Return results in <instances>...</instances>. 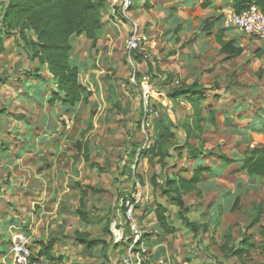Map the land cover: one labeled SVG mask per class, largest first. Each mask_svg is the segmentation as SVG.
<instances>
[{
    "label": "rangeland",
    "instance_id": "1",
    "mask_svg": "<svg viewBox=\"0 0 264 264\" xmlns=\"http://www.w3.org/2000/svg\"><path fill=\"white\" fill-rule=\"evenodd\" d=\"M2 8L0 2V13ZM17 37L16 35L9 37L4 42V52L0 53V140L7 136L11 139L14 136L19 137L30 133L32 135L36 133L38 136L43 134L48 139L51 138L47 152L54 150L55 147L60 151L53 157L51 156V160H47L48 163L45 162L50 172H45L44 175L42 172L36 178L31 168L35 158L33 156L31 159L32 153H24L21 158L23 161H21L14 158L11 160L9 156L4 157L1 155L3 152H0L1 230V224L5 220L12 222L15 219V213H18L19 219L24 224L14 226L17 228L22 226L24 234L16 236L14 241L24 237L34 258H38L39 242H51V244L54 242L52 254L54 260L39 259L40 264H57L60 261H66L68 264H121V257L132 245L131 233L125 226L126 217L118 211L117 206L124 195L122 190L132 188L127 195L134 196L133 199L137 204L142 205L141 200L145 199L146 191L142 180L136 178L137 172L145 171L144 174L151 179L152 176H159L163 172L168 173L173 168H165L155 161L150 164L143 158L137 161L136 167L133 166L130 173L127 171L135 158L137 159L138 150L133 151L132 146L141 145L144 141V138L141 139L140 121L148 116L144 111L146 106L148 110H158L159 114L165 118V124L172 129L173 116L167 113L168 107L163 101L152 104L151 100H148L147 105H144L145 100L139 87L142 75L137 72L136 67L129 66L121 68L124 81L120 78L122 86L115 83L117 87L113 92L117 100L112 104L119 106V110L118 108H112V110L116 109L118 122L117 119L104 122V124L102 121H97L93 126L92 122L86 120L87 118L76 121L74 118L68 119L67 114H64L66 117H62V115L58 116L49 112L50 115H47L45 120L47 125L39 124L37 116H42L50 108L39 109L40 107L33 106L25 97L18 99V95L24 96L29 89L26 73L35 70L36 65L28 60L21 42L16 41ZM126 39L127 36L122 53L130 57L135 56V54L127 53ZM148 73L152 75L151 71ZM145 76L150 81V88L156 87L157 83H151L153 77L147 74ZM157 78L159 80V77ZM114 81L109 80L110 83ZM193 81H197V84L207 93L206 96L209 97L207 103L213 102L216 92L224 98L219 101L215 100L218 101L217 108L226 104L225 108L228 109L234 103L243 100L246 105L243 111L245 120L250 122L253 119L256 120L257 116L264 117V100H262L264 95L261 90L258 93L256 91L249 93L247 89L249 83L246 79H242L244 84L242 87L236 86V84H241L237 81V77L229 75L228 78L218 80H208L201 76ZM193 81H191L192 84ZM31 82L35 83V80ZM180 82L191 85L186 79ZM44 86L49 87V84L44 83ZM150 88L148 91L151 92ZM171 104L172 114L175 115L176 112L182 111L180 108L175 109L176 104L173 100ZM122 106L125 108L123 114L120 112ZM118 112H120L119 115ZM89 117L95 119L94 115ZM237 121L233 123V128L222 123L218 126H210L208 130L203 128L201 138L204 140L203 153L206 154L204 160L208 157V152L214 154V158L207 159L205 165L215 164L220 154L234 161L235 158L239 159V156L244 157L245 152L256 146L254 143L258 144L256 141L251 142L249 133L246 132L240 137L239 133L234 132L237 126L242 128L245 124L244 121L241 127ZM132 123L134 125L130 126ZM178 126L181 127V123ZM194 127L195 119L191 125V128ZM175 131L178 132L179 137L177 138L180 141L173 142L182 144L183 130L175 128ZM15 140H10L12 146L19 145L20 142ZM76 142L84 145L83 150L85 154H88V162L83 156L77 155L74 150ZM190 142L195 144L194 139ZM10 149L14 151L16 147ZM45 149L41 147L40 154L44 153ZM171 154L174 156L172 152ZM40 162L42 166L44 162ZM171 164H175L174 166L181 170L189 167L191 161L182 159V162H179L173 157L167 162V165ZM72 168L77 170V176H73ZM234 168V165L230 166L220 178L215 180H209L206 177L198 189L184 197L189 213L186 217L191 222L205 225L206 232L199 231L197 235H193L189 229L180 225L176 217L177 208L169 205V220L179 228L173 237H167L166 242L163 243L170 258L179 255L184 262L188 263H206L207 258H212L215 264H264V255L258 247L261 241L258 226L264 227V178L235 173ZM158 180L161 183L160 179ZM42 185L44 186L41 190ZM90 187L95 191H89L84 200L88 221L81 222L73 213L78 207L81 191L88 190ZM65 189L70 191L65 194ZM20 192L21 195H18ZM235 198L240 200L239 208L231 213L230 208ZM22 206L24 209L21 208ZM25 206H28V212ZM257 212L261 216L259 223L250 228L249 224ZM141 214L139 210H133L131 216L134 224L148 240L154 239V233L148 226L149 219L141 226L140 219L143 218ZM30 231L33 235L26 237L25 234ZM78 233L88 240L97 241L98 244L91 249H86L75 241ZM37 235H41L43 241H39L40 237ZM248 236L251 237L254 248L239 261L233 256L232 251L238 248L243 239ZM12 242L11 240L8 242L7 250ZM225 244L227 250L221 252L220 247ZM148 252L152 257L149 250ZM6 256L9 257L8 252ZM6 263H10L9 259Z\"/></svg>",
    "mask_w": 264,
    "mask_h": 264
},
{
    "label": "crops",
    "instance_id": "2",
    "mask_svg": "<svg viewBox=\"0 0 264 264\" xmlns=\"http://www.w3.org/2000/svg\"><path fill=\"white\" fill-rule=\"evenodd\" d=\"M232 7L233 5L230 0H134V5L128 13V19L126 22L121 26H114L111 22V19L109 18V9L105 5L102 13L103 28L95 46L91 48V42L84 36L73 37L71 39V45L73 48L70 57L71 62L79 70L80 84L84 86L86 91L91 94V96L87 99V103H80L74 109L69 110L68 113H66L67 108H64L60 104H57L53 107L49 106L47 102L51 93L49 92L48 87L44 86V81L45 83L50 84V77L47 74L46 69H43L40 73L43 78L42 80L44 81L39 80L35 81V83H32L31 80L28 79L29 89L26 93H24V96L18 95V99L25 97V99H28L30 104L35 107H40L39 109H44L46 107L50 108V110L46 111L44 114H42V116H37L39 124H42L43 126L47 125L45 120L47 119V115H50L49 112L58 116L62 115V117H66L65 115L67 114L68 119L74 118L76 121L87 118L86 120L92 122L93 126L97 121H102L104 124V122L117 119L116 121L118 122L119 118L116 115V109L112 110V108H118L119 110V106H112L110 109V106L104 101L106 87L111 84L113 88L111 92V101L115 102L117 100L113 95L114 89L117 87L115 86V83H118L119 86L121 85L120 78L122 81H124L121 68L129 66H132L133 68L136 67L137 72L142 75L141 82L139 83L140 89L141 86L147 85V91L145 92L146 98H143L145 100L144 105H147L146 101L148 100H151L152 104L162 103L163 101L168 107L167 113L170 114L171 117L173 116L171 120L173 125L172 129L165 124V118L159 114L158 110H148V107L146 106L144 111L146 116H148L144 117L143 120L140 121V127L142 128V130H140L141 139L146 137L151 142H153L154 139H158V137L162 135L163 132L161 126H164L168 127L170 132L173 133L174 142H179L180 140L177 138L179 137V134L175 131V128L183 130L182 127L180 128L178 126L180 123H185L191 127L195 118H193V110L191 106L183 100L173 101L176 104L174 105L175 109L180 108L182 111L176 112L175 115L172 114V104L171 100L167 98V93L170 89V86L173 85L175 81L180 82V80L186 79L187 82L191 83V81L200 78L201 76L208 80H218L228 78L229 75L232 77H237V81L241 83L236 84L237 87H242L244 85L242 79H246L249 83V88H247L249 89V93L253 91L258 93L261 90V93L264 95V42L247 37L238 29L225 24L226 17L233 13ZM133 24L136 26L138 35L145 38V41L142 45V52L140 54H135V56H139L141 58L139 63L134 61V56L130 57L122 53L124 51V40ZM218 34H222L223 41L231 42L232 47L241 49L242 53L239 56L234 57H228L227 55L221 53L220 45L216 41V36ZM149 64L151 69L148 67ZM150 71L152 75L148 73ZM145 74H147L149 77H153V82L151 83H157L156 87L150 88V81L148 77L145 76ZM157 77H159V80ZM177 78L179 79L177 80ZM110 79H113V81L115 79V81L110 83ZM168 79L172 81H167ZM195 82L197 81H193V83ZM170 83L172 84L170 85ZM51 85L52 84H50V87ZM51 88L54 90L53 85ZM149 88L151 92L148 91ZM141 92L143 97L144 94L142 89ZM206 94L207 93H205V100L201 103V117L203 120L200 123V126L202 131L200 133L194 132L196 135L200 136V138L204 131L203 128L208 130L210 126H218V124L221 123L233 128L232 125L235 120H238L237 122L239 125H241V127L244 121L245 124L242 128L237 126L236 129H234V132L239 133L240 137L246 132L249 133L252 143L254 142L251 135L252 131L255 130L258 132H263L264 134L263 116H257L256 120L253 119L250 122H248L249 120L244 119L243 111L246 109L244 108L246 105H244L243 100L234 103L232 107H229L228 109L225 108L226 104L225 106H220L217 108L216 105L218 104V101L224 98L215 92L216 96H214L213 102L207 103L206 101L209 97H207ZM262 100H264V97ZM122 107L123 108L120 112L123 114L125 108L124 106ZM120 112H118V115ZM90 115H94L95 119H91V117H89ZM211 117L213 119H211ZM133 125V123L130 124V126ZM183 133L185 140L186 133L184 130ZM11 139H16L15 141H19L22 144L19 143V145L12 146L10 142ZM11 139L9 136H7L6 138L0 140V152H3L1 155L4 157L6 156L7 158L9 156L11 160H21L24 153H32L31 159L33 156H35V158L33 160V165L31 162L30 164L32 166V171H34L35 178L37 175H41L42 172V175H44L45 172H50V168L47 165V160L50 161L51 156L53 157L60 151V149L58 150V148L55 147L54 150L47 152L48 146H50L51 138L48 139V137L43 134L38 136L36 133L34 135L30 133L26 135H20L19 137L14 136V138L12 137ZM192 139L194 138H190L189 142ZM254 144L258 146L256 143ZM15 147L16 149L14 151H10V148ZM41 147H45L46 149L44 153L40 154ZM171 152L172 149L170 150V157L166 158L164 161L166 165L170 158H176V155L173 153V156ZM239 157V159L235 158L234 163L230 165H234L235 173H242L240 172V168L242 166L243 157ZM141 159L143 158H140V160ZM144 159L150 164L156 161L152 158ZM40 161L44 162L42 166H40ZM46 161L47 163H45ZM176 161H178L177 158ZM205 161H207L206 158L204 160L203 166H207L205 165ZM179 162H182V160ZM193 163L194 162L191 161V165L186 167L189 170L187 173H180L181 177L187 180L191 177L190 170ZM174 165L175 164L166 166L168 168L173 167L168 172V174L173 175L180 170H178ZM219 165L220 162H218L217 157L215 164L208 166L215 169ZM132 167L133 166H131V169ZM227 168H225V170L218 177L208 179L215 180L220 178ZM40 169H42V171H40ZM72 171H74L73 176L78 175V172L75 170V168H72ZM144 172L145 171H140L136 174V178H139L140 181L142 180L144 189L146 191L145 199L141 200L142 205L136 203L137 206H141L142 208L136 210H139L142 213L141 215L143 218L140 219L141 226L145 223V221H147V219H149L148 226H150L154 233V239L150 240L147 247L152 255V260L154 262L164 260L167 262V264H215L212 258H207L206 263H188L186 261L184 262L179 255L171 258L169 257L168 251L166 247L163 246V243L166 242L167 237H173L179 228L177 225L175 226L172 223V225L177 228V231L171 236L162 235L161 231L158 229L152 212L154 204L159 203L167 209L170 207V204L166 201L165 197L160 194L159 190H154L150 183L151 179H148ZM43 186L44 185L40 187L41 190ZM69 191V189H65L64 193L67 194ZM130 191H132V188H130V190L128 188L122 190L124 195L122 198H120V203L117 204L118 211L122 212L121 207L122 203L125 202L124 198L130 196L134 197L132 195H127L130 193ZM18 195H21V192L18 193ZM25 207L26 211L28 212V206ZM21 208L24 209V206ZM145 209L147 210L145 211ZM73 215L75 214L73 213ZM16 224H24V222L19 219L18 213H15V219L12 222L5 220L1 224L0 264L6 263L8 259L6 256L8 252L7 247L9 246L8 242L10 240L12 242L16 236L24 234L22 232V230H24L22 229V226L17 228L14 226ZM28 235L31 236L33 234H31L30 231V233L25 234L26 237H28ZM37 236L40 237L41 235ZM59 237L60 234L58 235V238ZM39 239V241H43L42 237ZM5 241H7L6 244H4ZM53 244L54 242L51 244V255L53 254Z\"/></svg>",
    "mask_w": 264,
    "mask_h": 264
},
{
    "label": "trees",
    "instance_id": "3",
    "mask_svg": "<svg viewBox=\"0 0 264 264\" xmlns=\"http://www.w3.org/2000/svg\"><path fill=\"white\" fill-rule=\"evenodd\" d=\"M232 2L233 14H240L250 5L256 6L264 15V0H230ZM2 3V11L0 13V53L4 52V42L11 36H18L16 41H20L23 50L29 61L35 63L36 69L26 73L29 80H42L41 72L46 69L50 77L49 92L51 93L47 104L51 107L60 104L69 110L74 109L80 103L86 104L91 94L86 91L84 86L79 82V70L71 62L73 37L84 36L91 42L90 47L93 48L101 34L103 23L102 13L105 5L102 0H0ZM207 27V24H206ZM205 28V27H204ZM216 41L220 45V52L228 57L239 56L242 50L232 47L231 42L222 40V34L216 36ZM134 61L139 63L141 58L134 56ZM22 81V80H21ZM44 81V80H42ZM167 81H172L168 79ZM45 83V81H44ZM47 84V83H46ZM172 83H170L171 85ZM108 87V88H107ZM106 87L104 101L111 107H118L112 104V86ZM169 100H183L189 104L193 110V118H195V127L191 128L185 123H181L182 129L186 133V138L181 144L174 143V135L168 127L161 126L162 135L158 139H154L150 143L148 149H142V145L132 146V150H138L137 159L131 166L136 167L140 158H152L160 166L166 167L165 159L170 157V150L176 155L178 161L182 159L193 161L191 166V177L187 180L180 176V173H187L189 170L184 167L176 174L161 173L159 176H152L150 183L154 190H159L160 194L165 197L166 201L177 208L176 217L180 225L189 229L193 235H197L199 231L206 232L205 225H199L191 222L186 216L188 208L185 206L184 197L195 191L200 183L207 178L218 177L228 166L234 163L227 156L220 154L218 162L220 165L213 169L209 166H203L204 163V141L194 132H201L200 123L201 103L205 100V92L197 82L191 85H185L178 82L177 85H171L167 93ZM213 114V113H212ZM70 118V117H69ZM211 119H213L211 117ZM173 126V125H172ZM180 127V128H181ZM252 138L258 146L245 152L242 159L240 172L245 173L248 177L264 178V134L263 132L252 131ZM190 138L195 139V144L189 142ZM137 148V149H136ZM85 147L81 142H76L74 150L77 155L84 157L86 162L89 161L88 154H85ZM206 159H212L214 154L207 153ZM129 173L131 167L127 169ZM161 183L159 182V180ZM89 191H95L94 188H88L80 193L78 207L74 214L81 222H87L84 200L88 196ZM125 199V198H124ZM133 202V200L131 199ZM240 204L239 198H235L230 208V212L234 213L238 210ZM142 208L135 204V210ZM122 214L125 217L127 208L122 203ZM147 209H145L146 211ZM158 229L164 236H171L177 228L172 225L169 220L168 209L159 203L154 204L152 209ZM260 213L257 212L251 220L249 227L257 226L260 219ZM127 230L129 223L126 221ZM260 234L259 250L264 255V227L258 226ZM145 246L148 247L150 240L146 236H142ZM75 241L79 245H83L86 249L95 247L98 242L84 238L82 234H76ZM38 258L53 261L54 258L50 254L52 249L51 242H39ZM138 244L135 245L137 247ZM254 248L251 237L243 239L241 245L232 251L233 256L241 261ZM227 245L220 247L221 252H226Z\"/></svg>",
    "mask_w": 264,
    "mask_h": 264
},
{
    "label": "built area",
    "instance_id": "4",
    "mask_svg": "<svg viewBox=\"0 0 264 264\" xmlns=\"http://www.w3.org/2000/svg\"><path fill=\"white\" fill-rule=\"evenodd\" d=\"M104 5L109 9V18L114 26L123 25L128 19V13L134 5V0H102ZM225 24L238 29L244 35H248L260 42H264V15L259 9L250 5L249 8L242 11L240 14H230L225 19ZM145 41L144 37L138 35L136 26L133 24L127 34L126 51L128 54H140L142 52V45ZM178 82L175 81L174 85ZM147 85L141 86L143 91V98L145 99V92ZM67 123V121H66ZM151 141L144 138L142 149H148ZM134 197H126L124 205L127 208L125 217L129 223V232L132 237V245L127 249L126 253L121 257V264H167L164 260L154 262L150 257L148 249H146L144 240L142 239V232L134 224L132 219V212L137 203ZM133 200V202L131 201ZM123 239V238H120ZM138 244L137 247L135 245ZM8 259L10 263L3 264H40L39 260L32 259L33 255L24 237L13 241L8 250ZM57 264H68L66 261H60Z\"/></svg>",
    "mask_w": 264,
    "mask_h": 264
}]
</instances>
